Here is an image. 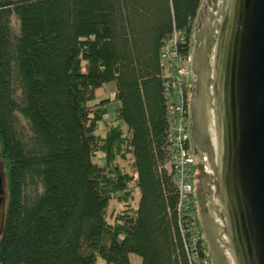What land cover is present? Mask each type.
I'll return each instance as SVG.
<instances>
[{
    "label": "trees",
    "instance_id": "obj_1",
    "mask_svg": "<svg viewBox=\"0 0 264 264\" xmlns=\"http://www.w3.org/2000/svg\"><path fill=\"white\" fill-rule=\"evenodd\" d=\"M203 0H0V162L6 214L0 264H192L163 168L167 107L161 51L191 36ZM115 82L113 98L88 104ZM119 102L105 137L96 134ZM120 122L127 126L126 135ZM140 201L115 223L133 177ZM105 155L100 166L93 159ZM200 258L206 248L201 239Z\"/></svg>",
    "mask_w": 264,
    "mask_h": 264
},
{
    "label": "water",
    "instance_id": "obj_2",
    "mask_svg": "<svg viewBox=\"0 0 264 264\" xmlns=\"http://www.w3.org/2000/svg\"><path fill=\"white\" fill-rule=\"evenodd\" d=\"M197 217L210 264H264V0H203L189 64ZM6 214L0 174V237Z\"/></svg>",
    "mask_w": 264,
    "mask_h": 264
},
{
    "label": "built area",
    "instance_id": "obj_3",
    "mask_svg": "<svg viewBox=\"0 0 264 264\" xmlns=\"http://www.w3.org/2000/svg\"><path fill=\"white\" fill-rule=\"evenodd\" d=\"M192 34L174 30L161 51L167 107L166 150L168 161L163 166L173 175L178 197L176 214L185 247L192 264H210L200 258L203 239L197 217L193 186V151L190 141L189 64ZM203 244L204 240H203ZM206 248V246H205Z\"/></svg>",
    "mask_w": 264,
    "mask_h": 264
},
{
    "label": "rangeland",
    "instance_id": "obj_4",
    "mask_svg": "<svg viewBox=\"0 0 264 264\" xmlns=\"http://www.w3.org/2000/svg\"><path fill=\"white\" fill-rule=\"evenodd\" d=\"M116 93V84L115 82L105 84L102 88L98 89L95 95V99L89 102V106L91 108H95V106L100 103L102 100L113 98ZM117 106L114 103H111L108 106V112L104 121L101 122L98 126V130L96 134L100 137H105L108 127L112 124V119L115 117V111ZM120 125L124 129L126 135L128 134L127 126L120 122ZM124 157L120 156L117 159V165L120 167L122 172L129 174L133 177L132 182L130 183L131 194L127 200H122L123 194L118 193L113 196L110 201L109 207L107 209V219L110 224L115 223L117 219L126 214V212H130V215L135 213L137 210L139 201H140V191L137 186V176L134 168V158L130 153V148L125 147L123 150ZM94 163L103 166L105 164V155L103 153H98L94 159ZM5 173L4 166L0 162V174ZM130 260L132 264H137L142 261L141 256L137 254H130ZM99 264H107L102 258H98Z\"/></svg>",
    "mask_w": 264,
    "mask_h": 264
},
{
    "label": "crops",
    "instance_id": "obj_5",
    "mask_svg": "<svg viewBox=\"0 0 264 264\" xmlns=\"http://www.w3.org/2000/svg\"><path fill=\"white\" fill-rule=\"evenodd\" d=\"M114 104L117 106V108H116V110H117L120 107V103L119 102H115Z\"/></svg>",
    "mask_w": 264,
    "mask_h": 264
}]
</instances>
